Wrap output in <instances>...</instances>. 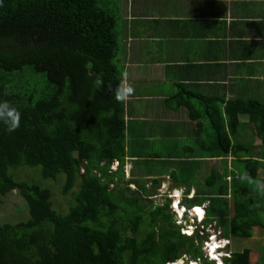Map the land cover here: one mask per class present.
<instances>
[{"label": "trees", "instance_id": "obj_1", "mask_svg": "<svg viewBox=\"0 0 264 264\" xmlns=\"http://www.w3.org/2000/svg\"><path fill=\"white\" fill-rule=\"evenodd\" d=\"M117 1L0 0V101L21 112L15 132L0 125V208L18 190L30 212L15 223L0 216V264H168L185 252L212 264L202 244L181 233L168 202L156 204L165 174L172 188L184 186L186 194L198 185L185 202L208 203L205 222L215 221L227 237L259 238L251 247L264 259V101L179 96L191 119L201 128L210 124L211 142L167 160L174 163L171 171H160L161 178L148 185L156 171L149 160L141 162L137 147L145 139L131 126L126 102L114 98L123 80L118 56L128 30ZM97 77L104 81L99 89ZM240 113L250 115L255 133L240 134ZM207 158L220 159L222 168L207 174ZM114 160L120 166L110 172ZM23 166L40 167L49 187L10 172ZM52 184L68 197V211L54 208ZM253 251L233 250L226 261L249 264Z\"/></svg>", "mask_w": 264, "mask_h": 264}, {"label": "crops", "instance_id": "obj_2", "mask_svg": "<svg viewBox=\"0 0 264 264\" xmlns=\"http://www.w3.org/2000/svg\"><path fill=\"white\" fill-rule=\"evenodd\" d=\"M117 4L128 28L118 61L123 80L135 88L126 101L128 118L145 139L137 147L143 153L141 162L149 160L154 171L159 167L171 171L174 163L167 160H177L197 143H203L205 150L211 142L210 124L204 122L201 128L191 119L185 99L179 96L252 99L256 93L254 98L264 100V0H119ZM241 121L240 134L247 132L249 123L247 117ZM129 157L137 159L131 153ZM184 161L182 168L187 170ZM205 165L209 174L223 164L207 158ZM229 166L234 169L233 163ZM127 167L131 169V161ZM259 179L264 182V169ZM190 187L189 193L195 195L198 185Z\"/></svg>", "mask_w": 264, "mask_h": 264}, {"label": "clouds", "instance_id": "obj_3", "mask_svg": "<svg viewBox=\"0 0 264 264\" xmlns=\"http://www.w3.org/2000/svg\"><path fill=\"white\" fill-rule=\"evenodd\" d=\"M104 81L102 78L97 77L94 81L95 88L99 89L103 87ZM135 93V88L126 80H122L121 83L115 89V100L117 102H126L131 96ZM255 99V98H252ZM240 124L244 125V122L241 121L242 116H246L248 118L249 123L251 122V117L248 113H240ZM21 123V112L18 108L13 106L7 100L0 101V125H3L7 132L12 133L15 132ZM248 123V124H249ZM120 166V162L118 160H114L110 164V172H114L118 170ZM82 172H84L82 170ZM155 176V178H151ZM131 175L129 174V170L126 172V179H130ZM148 180V185L153 183L155 179H160L161 176L150 175ZM167 179H170L169 174H165L163 178V184L160 187L162 189V193L166 195L168 199L169 211L173 213L175 222L178 226H180V231L182 234L187 237L195 238V241L200 242L203 248V242H205L204 250V259L209 261L212 264H229L226 261V258H229L230 253L233 250H230L233 243V238L231 236H225L224 231L217 226L215 221H211L206 223L207 217V207L208 203L203 205H193L190 206L185 202V197L193 198L194 195L188 193L186 194L183 188L181 187H171L169 186L168 190H163V188L167 184ZM166 181V182H165ZM172 184V182H171ZM170 184V185H171ZM132 185H136L135 183H130L129 186L132 189H136L132 187ZM182 191L183 195H179V192ZM259 191L261 194H264V182L259 185ZM161 204V203H160ZM200 210L199 212L197 210ZM141 229L146 228V224H140ZM143 230V229H142ZM233 249V248H232ZM253 254H251L252 256ZM202 259H191L187 256L186 252L182 255L180 259L176 262H169L168 264H200L202 263ZM251 261V258H250ZM250 264V262H249Z\"/></svg>", "mask_w": 264, "mask_h": 264}, {"label": "rangeland", "instance_id": "obj_4", "mask_svg": "<svg viewBox=\"0 0 264 264\" xmlns=\"http://www.w3.org/2000/svg\"><path fill=\"white\" fill-rule=\"evenodd\" d=\"M254 97H252V98H254ZM262 101H264V100H262ZM242 117L246 118V116H242ZM255 126H256L255 123L250 122L248 124V126H247L248 129H247L246 133H248L249 131H253V133H255V131H256V127ZM240 128L243 129L242 126ZM257 140L260 141L258 138H257ZM157 170L158 171L155 172L156 174H160V171L168 172V170L164 169L163 167H159V168H157ZM12 171L15 172V173L17 172L16 173L17 177L21 176L20 180H26L28 182H39V183H41V181L43 182L42 178L40 177V173H41L40 172L41 171L40 167L32 169V168H28V167L23 166V167H20L17 170L16 169H11L10 172L12 173ZM15 173H13V174L15 175ZM151 178H155V176H152ZM59 180H61V182L63 184L64 181H65V176L63 174L60 175L59 176ZM46 182H43L44 184L43 183H41V184L43 186H48ZM50 182H52V181H49V183ZM261 182H263V180H261ZM170 184H171V180L167 179V184L163 188V190H165V191L168 190ZM52 186H53V190H54V193H55V196H54V204H55L54 208L57 209L60 212L68 211V208H69L68 207V200H69L68 197H64L60 193V190H59V188L56 185L54 186L52 184ZM111 187H112V185H111ZM132 187L135 188L136 185H132ZM179 195H183V192L180 191ZM4 200H5L4 204L0 208V216H1V219H2L3 222L15 223L18 220H27L29 218L30 212H29V209H28V205L26 203L25 198L20 193V191L16 190V191L10 192L9 194H7L5 196ZM155 201H156V204H160V203L161 204H165L168 201L166 195L162 193V189H161V191H159V195L155 198ZM141 224L144 225V222H142ZM142 229L145 230L144 227ZM262 231L264 232V229ZM254 238L255 237L246 238V239H235V238H233V243H232V247L230 248V250L242 251L246 247H249L253 251L254 248H252L251 245L253 243L254 246L256 247L257 241L259 239L258 238L256 240H254ZM203 244H204L203 248L205 249V242H203ZM251 254H253V255L251 256L250 264H264L263 256L260 253H255L253 251V253H251Z\"/></svg>", "mask_w": 264, "mask_h": 264}, {"label": "snow or ice", "instance_id": "obj_5", "mask_svg": "<svg viewBox=\"0 0 264 264\" xmlns=\"http://www.w3.org/2000/svg\"><path fill=\"white\" fill-rule=\"evenodd\" d=\"M197 211L199 212L200 210L198 209Z\"/></svg>", "mask_w": 264, "mask_h": 264}]
</instances>
